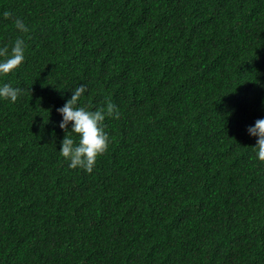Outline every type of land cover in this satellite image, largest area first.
<instances>
[{
    "label": "trees",
    "instance_id": "trees-1",
    "mask_svg": "<svg viewBox=\"0 0 264 264\" xmlns=\"http://www.w3.org/2000/svg\"><path fill=\"white\" fill-rule=\"evenodd\" d=\"M17 39L24 62L0 74L22 92L0 97V264H264L247 131L264 119V0H0V48ZM80 85L78 106L120 113L91 173L60 154L57 109Z\"/></svg>",
    "mask_w": 264,
    "mask_h": 264
},
{
    "label": "clouds",
    "instance_id": "clouds-1",
    "mask_svg": "<svg viewBox=\"0 0 264 264\" xmlns=\"http://www.w3.org/2000/svg\"><path fill=\"white\" fill-rule=\"evenodd\" d=\"M5 18L10 17L9 12L4 13ZM17 29L27 32L28 29L20 20H15ZM24 41L17 39L9 54L8 47L0 48V57H6L0 62V74H8L17 69L25 59ZM87 86L80 85L73 90L71 98L65 105L57 111L62 115L63 120L59 127L66 132L65 138L61 141L62 147L60 154L70 160V167L82 168L88 173L93 171L97 162V157L103 155L109 145V136L104 130V121L106 116L115 119L120 118L117 106L110 100L107 102L106 109L100 108L95 111L86 107L78 106V102ZM22 94L21 89L14 88L10 84L0 86V97L10 99L15 103L18 96ZM69 124L72 125L71 131L68 130ZM248 133L253 137H258L255 149L258 150V158L264 161V119H257L254 126H249ZM69 133L79 135V141H75Z\"/></svg>",
    "mask_w": 264,
    "mask_h": 264
}]
</instances>
